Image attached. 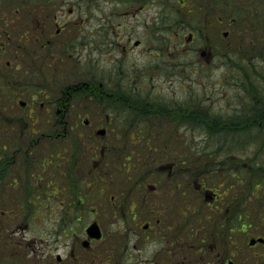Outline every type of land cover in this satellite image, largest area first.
<instances>
[{
  "label": "rangeland",
  "instance_id": "1",
  "mask_svg": "<svg viewBox=\"0 0 264 264\" xmlns=\"http://www.w3.org/2000/svg\"><path fill=\"white\" fill-rule=\"evenodd\" d=\"M176 1L178 0H73L78 6L75 15L81 16L86 13L84 23L83 21L76 23L73 15L74 23L71 27L75 48L76 44L82 47L80 44L83 37L82 31L86 32L84 33L86 35V65L82 59H76L70 65L48 64L44 66L40 77L46 75L45 78L50 80L55 79L58 73L65 74L66 78L59 77L61 79L57 82L58 87L63 86L61 85L63 81L74 84L81 80H92L95 86L89 91L96 97L92 96L90 100L85 98L86 100L83 99L79 101V104L73 105L75 115L73 114L70 120L75 126L74 138L59 141H63L62 145H65L64 142L67 143L68 148L63 147L64 150L60 144L57 157L52 158H56L58 173L53 174L49 162L45 167L39 165V172L43 170L44 173L26 175V179L34 181L27 189L26 195L11 199L9 208L0 209V224L4 220L6 228H0V230L3 229L1 231L3 241L0 242V264H112L114 260H117V254L126 253L125 250L134 253L132 242L126 240L137 237H157L143 230V226L145 223L156 222V217L162 210L165 211L162 222L166 228L162 230V233L170 229V237L180 236L185 243L184 264H227L230 259L235 264H245V258L249 259L258 254L264 255V247L261 245L250 247L248 239L241 232H233L230 235L228 229L220 225L222 216L228 217L226 214L228 212L224 210L223 213L215 208L217 202L213 201L212 194L197 188L195 176L188 178L186 173L182 177L183 207H178L177 191L171 194L165 192L163 180L157 184V191L151 190L150 184L155 179L162 178L164 165L165 167L168 165L164 146L166 142L164 134L169 129L168 124L165 123H168L166 118L154 119L157 126L152 127V133L159 143L156 145L157 148H150L149 151L146 150L144 142L140 139L136 140L137 136H134L136 127L131 128L132 140H130V137L126 138L123 132L114 135L115 128L106 120L105 111L108 110V106L110 110L113 108V105L110 106L106 100L107 84L104 82L106 77L117 79L121 87H125L126 84L132 85L135 90L142 87L144 91L160 99L162 104L170 99H175L177 102L181 100L192 108L193 116L187 123L197 121L200 115L197 109L202 110L201 114H207L210 111L213 114L227 111L226 105L229 99H232V107L234 104H239L235 102L234 97L240 92L237 86H242L241 81L239 80V84L235 81L236 84L232 85L231 79L228 82L226 76L228 72H234L236 78L240 76V70L236 67L227 68L224 64L225 54L222 53L225 49L222 47L228 45L233 51L235 50L236 37L231 28L225 24H213V26L209 23L207 25L199 23L197 28L187 30L188 25L194 23L193 18L180 16ZM57 2H59L56 3L57 14L63 16L64 11L68 14L72 2H66V0ZM14 6L18 5L14 4ZM5 7L14 10L8 2L5 5L0 4V10ZM89 12L93 15L88 16ZM7 13L9 12L6 10L5 16ZM57 21L58 24L62 23L61 18H57ZM52 25L51 31H56V24L52 23ZM189 31L197 34L193 42H189ZM225 31L228 32L226 36L223 35ZM135 40H139L140 43L136 45ZM214 47H219L217 52ZM212 48L214 53L211 52ZM220 48H222L221 52H219ZM202 51H206V54L202 55ZM31 67L34 70L33 66L26 69ZM24 69L23 65L11 69L5 68L4 65L0 66V88H6L5 91H0V141L10 143L8 151L11 154L16 144L26 140L19 135L18 131L5 130L10 122L15 127L24 126L18 121H13L15 118L9 117H14L11 116L13 113H20L32 107L35 109L36 105L32 98L36 95L28 94L23 85L21 86V82L35 83L32 76L23 72ZM10 73L14 77H21L22 81L17 80L10 85L6 77ZM101 82H103L102 86ZM25 86L27 87V84ZM243 94L247 92L244 91ZM22 99L27 100L29 105H21ZM228 112L226 118L228 121L242 120L235 112L232 113V109ZM36 114L32 113L31 116L22 119L27 125L36 127L50 124L45 116ZM85 119L89 120L87 124L84 123ZM201 119L199 118L200 121ZM173 125L172 127L175 126ZM104 127L108 130L107 135H98L96 131ZM193 127L195 126H186V129L182 127L179 129L181 132L178 129V131L169 130L171 141H173L171 145L183 146L185 140L190 141L192 145H195V142L198 143L201 137V134H198L201 131H195ZM159 132L163 134L164 139L155 135ZM179 137L182 140L179 141ZM260 142L264 144V130ZM206 144H202L201 151L207 150ZM240 145L243 143H236L234 146L237 160L245 155V151L249 152L246 149L248 146L244 150V147L239 149ZM50 146L51 144L44 145L43 140L40 146L43 155L51 154L53 147ZM103 146L108 147V153L106 149L105 155L101 156ZM249 146L256 148L252 142ZM259 149L263 154V146ZM130 152L137 154L140 165L135 169L130 168L131 172H126L127 167L121 166L122 161L126 162V160L121 155H127ZM252 153L250 152L251 155ZM201 156L204 159L208 158ZM43 158L51 161L50 156H43ZM146 161L149 163L148 169L144 164ZM194 163L198 165L201 160L198 159ZM193 165L187 163L186 171L193 168ZM235 168L241 171L245 166L239 162L235 163ZM145 169L147 171H144ZM129 172L131 177L128 179ZM253 172L250 173L253 174L252 179H255L254 174L260 172ZM188 179L190 184L187 186ZM235 180L236 177H234V193L231 194L249 198L250 194L245 184L236 183ZM40 185L43 186L42 190L39 188ZM113 195L114 198H112ZM252 196L248 199L251 208L256 207ZM170 198L175 200L174 205H168ZM235 205L240 210L244 208L241 202ZM185 206L187 210H184ZM1 210L6 213L2 215ZM63 210L70 212L71 220L63 222V228L56 229L57 214ZM248 210L251 211V209ZM74 211H79L80 221L75 220L76 218L73 220ZM208 213L210 219L201 218ZM93 222L99 223L102 227L103 237L100 240L93 241L86 233V228ZM19 224L24 227L18 226ZM180 224L185 227L178 229ZM65 227L74 231L65 230ZM183 231L185 236L182 235ZM86 239L92 240L91 246L83 245ZM232 240L234 245H231ZM144 243L148 244L145 254H150V249L154 245H150L149 241ZM139 253H141L139 261H142L143 252ZM58 256L60 260L57 259ZM120 257V264L130 263L131 258L128 255ZM146 257L145 255L143 261H146ZM150 264L158 263L150 261Z\"/></svg>",
  "mask_w": 264,
  "mask_h": 264
},
{
  "label": "flooded vegetation",
  "instance_id": "2",
  "mask_svg": "<svg viewBox=\"0 0 264 264\" xmlns=\"http://www.w3.org/2000/svg\"><path fill=\"white\" fill-rule=\"evenodd\" d=\"M31 1L32 0H0V4L3 3L5 5L8 2L9 5L14 7V10H11L9 7L8 9L5 7L0 10V66L4 65L5 68L11 69L13 67L19 68L23 65L25 68L23 72L32 76L31 78L34 79L35 83L21 82V86L23 85V88H25V91H27L28 94H31L32 96L34 94L36 95L32 97L36 102L35 109L32 107L29 108V110L21 111L20 113H13L11 116L14 117H9L15 118L13 121H19V123L24 126L15 127L11 125L13 123L10 122L5 128V130H9V132L18 131L19 135H21L26 141L16 144L17 146L14 148L12 154L8 151L10 143L0 141V202L4 204L0 206V209L6 207L9 208L10 200L12 198H20L26 195L27 189L31 187L34 182L26 179V175L28 176L31 173H44L43 170H40L39 172V165L45 167L49 162L52 166L53 174L54 172L56 174L58 173L57 171L59 170L56 164V158H52L54 156L57 157L58 155L60 144L62 145L63 142L59 141L74 138L73 133L75 131V126H73L70 120V117L74 114L73 105L75 103L79 104V101H82L85 98L90 100L92 94L89 90L95 86L91 80L82 81L85 84H82L80 87H73V83H66L63 81L61 82V85L63 86L58 87L57 82L61 79L59 77L62 76V79L66 78L64 76L65 74L62 73H58L55 79L51 78L50 80L45 78L46 75L40 77L44 66L48 64L51 66L70 65L74 60L82 59L84 65H86V35H84L86 32L85 30L82 31L83 37L80 43L82 47H79L78 44H76L75 48L74 33L71 29L74 20H76V23H80L79 21H83L84 23L86 21V13L81 16L75 15V12L78 11V6L73 0H66V2H72L70 3V5L72 4V7L69 9L68 14L66 11L61 10L64 11L63 16H61L62 14H57L58 9L56 3H59L57 2L59 0H34L37 4L35 8L37 10V16L35 19L31 20L30 18L25 20L23 13L28 8L26 3ZM14 4L18 6H14ZM89 7L90 6L88 5V8ZM6 10L9 12L7 13V16H5ZM83 12H85L84 9ZM73 15L75 16L74 20L72 19ZM91 15L93 14L89 12L88 16ZM81 17L83 18L80 19ZM57 18H61L62 23L58 24ZM52 23H55L57 26L56 31L53 32L51 31V27L53 26ZM32 34H34L33 38H31ZM188 34L189 42H193L197 34L195 32H189ZM227 34L228 33H225L223 35L226 36ZM28 37L30 39H27ZM136 41L139 40H135V44ZM114 43L116 45V42ZM228 47H230V45H228ZM218 48L219 47H214V50H216L215 52H217ZM214 50L212 48L211 52ZM204 54H206V51H202V55ZM77 61L80 62L79 60ZM30 66H33L34 70L32 67L26 69ZM226 66L230 69L236 67L240 70V76L236 78L234 77V72H228L229 74L226 76L228 82L231 79L232 85H235L239 80L241 81L240 83L242 86H237L240 92L234 97L235 102H239V104H234V107H232V99H229L226 105L227 111L213 114L215 116L219 115L220 117L227 118L229 114L228 111L232 109V113L235 112L237 116L242 118V120L240 119V126L237 130H240L243 133V138H246V141L243 142V146L244 150L245 147L248 146L247 149L249 152L245 151V155L237 160L234 154L235 143L231 141V136L229 137L228 142H219L217 140V137L219 136V128H224L226 131H230V134L233 133L235 129L233 121H227L226 123L228 124L225 125L224 123L222 126L215 124V127L213 126V133L216 136H211L209 140L206 135L208 127H202L200 124L196 126V131H201L198 134H201V137H199V140L197 141L198 143L195 142L194 146L196 147L195 154L198 153L196 157L201 160V163L186 171V140L183 146L175 147L173 144L171 145L173 141H171V135H169L171 134L169 130L178 131L182 127L186 129L187 125L183 121L177 119V117H181V113H173L174 108L185 106V103L181 100L177 102L175 99H170L167 101V106L168 113L170 112L172 115L168 114L166 117V120L168 119V123L166 122V124H168L169 129L165 132L166 142L164 145L167 153L166 161L168 162V165L166 167L164 165L163 176H161L162 178L155 179L150 186L151 190L155 192L157 191V184H159L160 180H163L165 192L171 194L177 191V200L179 201L178 207H183L184 202L182 196L184 195V189L182 190L181 182L183 175H186V173L192 175L193 171H195L196 175H193L195 178H199L203 173H213L215 179L217 177L221 179L217 181L213 180L210 186L208 184L209 187L204 184L199 185V187L201 189L200 191L205 190L204 192L212 194L213 201L217 202L215 204L216 209L223 213L225 211L228 212L226 213L228 217L226 215L222 216L220 225L225 229H228L230 235L233 232L235 233L234 228L237 226L238 229H242L241 233L246 236V239H248L250 247L257 245L264 247V153L262 154L260 149L258 150V148H262V146L264 148V144H262L260 138H258L261 137L264 130V65ZM6 77L8 78L10 85H13L17 80L22 81L21 77H14L11 73ZM6 77L4 76L5 81L7 80ZM37 78L39 79L37 80ZM26 84L27 87L25 86ZM100 84L102 86V83ZM18 85H20V83ZM5 89L6 88H0V91H5ZM244 91L245 93L247 92V94L244 95ZM94 96L96 97V95ZM28 97L30 96L28 95ZM20 104L29 105L28 101L23 99L20 100ZM197 111L200 114L202 113L201 109H197ZM32 113L45 116V118L49 119L48 121H50V124L37 127L27 125L22 118L31 116ZM210 113L212 114L211 111ZM87 121L89 122V120ZM84 123L87 124L86 119L84 120ZM172 125L174 127H172ZM107 133L108 130L103 135H107ZM43 140L44 145L51 144L50 147H53V151L50 155L47 153L44 155L42 154L43 151L40 146L43 144ZM178 140L180 141L182 138L179 137ZM250 142L254 143L256 148L249 146ZM203 143H207V150L205 151H201ZM64 144L65 145H62V148H68V144L65 142ZM208 148L212 149L210 153H208ZM105 150L106 146H103L102 151L100 152L101 156L105 155ZM250 152H253L252 155ZM208 154L210 158L208 157ZM201 155L207 156L208 158L204 159ZM43 156H50L51 161H46ZM41 160L43 161L42 164ZM205 162H209L210 165L208 164L209 166H205L203 164ZM239 162L245 166L240 184H245V187L250 194L249 198H243L241 196L242 200L235 194H231L234 193L235 189L234 177L235 175L239 176V174H236L237 166L235 168V163ZM251 171L260 173L256 175L254 174L255 179H252L253 174L250 173ZM40 186L41 187L39 188L42 190L43 186ZM251 195H253L252 197L255 199L253 200V203L256 205V207L253 208H251L250 201H248V199L251 198ZM197 197L199 198L200 196L198 195ZM112 198H114V195ZM168 201V205H174L176 203L172 198L168 199ZM240 202L244 204V208L241 210L239 207L236 208L235 205V203L239 204ZM248 209H251V211ZM1 212L2 215L6 213L4 210H1ZM235 213L237 216H235ZM229 214L231 215L229 216ZM0 225V228L6 229L4 220ZM18 226L24 227L20 224ZM158 226L159 228H157ZM183 227L185 226L180 224L177 228L182 229ZM160 228L161 230H159ZM165 229L166 228L161 220H157L153 224L145 223L143 230L149 231V234L156 235L157 237H137L126 240L132 242L134 253H129L125 250L126 253H119L116 255L117 260H114L112 264H120V256L123 257L125 255H128V257L131 258L129 264H150V261L158 264H184L183 257L185 255L186 246L185 243L182 242V237H170V229L162 233V230ZM178 229H176V231H178ZM2 230H0V242L3 241L1 239V235H3L1 234ZM161 233L163 236H158L159 234L162 235ZM182 235H186L185 231H183ZM92 240L96 241V239ZM92 240H89L87 246H91ZM145 241H149L150 245H154V247L150 249V254H145L144 252L147 250L146 246L148 245L144 243ZM251 241H254V243H251ZM139 252H143L144 258L142 261H139V258H141V253ZM145 255L147 256L146 261H143ZM263 257V254L253 255L249 259L245 258L244 262L245 264H264ZM57 259L60 260V257L58 256ZM230 260H228V262ZM231 264H235V262L232 260Z\"/></svg>",
  "mask_w": 264,
  "mask_h": 264
},
{
  "label": "trees",
  "instance_id": "3",
  "mask_svg": "<svg viewBox=\"0 0 264 264\" xmlns=\"http://www.w3.org/2000/svg\"><path fill=\"white\" fill-rule=\"evenodd\" d=\"M176 2L179 6L178 13L180 16H182L183 18H193L194 23L192 25H188L189 27L187 28V30L197 28L199 26V23L205 25H207L208 23L211 25L225 24L231 28L233 35L236 37V42L234 43L235 50L233 51L232 48L228 46L222 47L225 48L222 52L223 54H225V56H223L225 58L224 64L264 65V0H178ZM26 6L28 8L23 13L24 19H35V17L37 16V10L35 9L37 6L36 2L32 0L31 2L26 3ZM33 37L34 34L31 35V38ZM27 39L30 38L28 37ZM222 48L219 49V52H221ZM104 82L105 84H107V88L105 90V93L107 95L106 100L108 101V103H110V106L113 105L112 110H110L108 106V110L105 111V113L107 114V118H105L109 123H111L112 127L115 128L113 129L114 135H117V133L119 132H123L126 138L130 137L129 139L132 140L130 131L131 128L136 127L134 134L135 137L137 136L136 140L139 141L140 139L141 142H144L145 146L147 147V151H149L150 148H157L156 145H158L159 142L158 139L153 136L152 127L157 126V124L154 123L155 118H166L168 114H171L170 112L168 113L167 101L162 104L160 99H158L156 96H152L150 93H148V91H144V88L142 87H138L136 90L132 85L126 84L125 87H121V83H119L115 78L109 79L108 77H106ZM91 94L92 96L95 95L94 93ZM111 96L112 98H109ZM173 113H181V117H177V119L183 121L187 126H195L193 127L195 131L196 126L200 124L202 127H208L206 133V135L208 136V140L211 138V136H216L213 133V126L215 124H219V126L224 125V123L225 125L228 124L226 123L228 121L226 118L220 117L219 115L215 116L210 112H208L207 114H200L197 118V121L187 123L193 116L192 108H190L188 105L178 106L174 108ZM199 118H202L201 121L199 120ZM239 126L240 121L234 122L235 129L232 134H230V131H226L224 128H219V136L217 137V140L219 142H228L229 137L231 136V141H233L235 144L243 143L244 141H246V138H243V133L240 130H237ZM128 128H130V130H127ZM118 129L121 130L119 131ZM155 135H157L161 139L165 138H163V134H161L160 132L155 133ZM258 138H260L261 140V137ZM186 143V161L187 163L194 164L193 166H195L196 164L194 162L198 161V159H196L198 153L195 154L196 147L194 145H191L188 141H186ZM242 147L244 146L240 145L239 149ZM106 149L108 153L107 146ZM211 151L212 149L208 148V153H210ZM121 156L126 160V162L122 161L121 163L122 167H127L126 172H131L130 168L135 169L136 166L140 165L137 154L130 152L127 155ZM208 157L210 158L209 154ZM144 164L146 165V168L149 167L147 166L149 164L148 161H146V163ZM203 164L205 166L210 165L209 162H205ZM147 169H145L144 171H147ZM130 172L127 176L128 179L131 177ZM187 174L189 176L188 178H190V176L196 175V172L193 171L192 175L190 173ZM236 174H239V176L235 175V181L236 183H240L242 179L241 176L243 175V170H241L240 172L236 171ZM220 179L221 178L219 177L215 179L213 173L208 172L203 173L199 178L196 177L195 183L198 188L201 184L208 186V184H211L213 180L217 181ZM189 182L190 180L188 179L187 186L190 184ZM237 197L240 198L241 196ZM80 200L83 201V199L81 198ZM0 205L2 206L4 204L0 202ZM187 209L188 208L186 207L185 210ZM69 216V211H59L57 214L58 226H56V229L63 228L62 223L67 220H71ZM164 216L165 211L162 210L159 213V216L156 217V221L164 220ZM235 216H237L236 213ZM72 217L73 220L75 218V220L77 221L81 220L79 211H74V213H72ZM205 218L210 219V214L208 213ZM65 230H69L70 232L74 231L69 227H65ZM241 230L242 229H238L237 226H235L234 228V231L236 233L241 232ZM189 236L192 237L191 235ZM234 244V240L231 241V245Z\"/></svg>",
  "mask_w": 264,
  "mask_h": 264
},
{
  "label": "water",
  "instance_id": "4",
  "mask_svg": "<svg viewBox=\"0 0 264 264\" xmlns=\"http://www.w3.org/2000/svg\"><path fill=\"white\" fill-rule=\"evenodd\" d=\"M105 130H99L98 133H104ZM87 232L90 236L92 237H96L99 238L101 237V230L99 225L97 224V222H93L88 228H87ZM251 243H254V241H251ZM86 244V243H85ZM229 264H231V262H229Z\"/></svg>",
  "mask_w": 264,
  "mask_h": 264
}]
</instances>
